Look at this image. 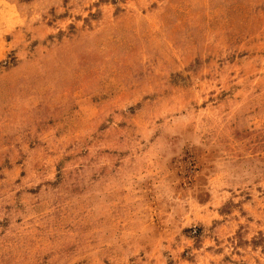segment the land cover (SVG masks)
I'll return each mask as SVG.
<instances>
[{
	"label": "rangeland",
	"instance_id": "obj_1",
	"mask_svg": "<svg viewBox=\"0 0 264 264\" xmlns=\"http://www.w3.org/2000/svg\"><path fill=\"white\" fill-rule=\"evenodd\" d=\"M0 264H264V0H0Z\"/></svg>",
	"mask_w": 264,
	"mask_h": 264
}]
</instances>
